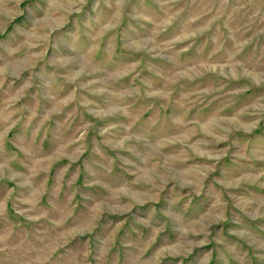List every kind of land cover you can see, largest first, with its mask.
I'll use <instances>...</instances> for the list:
<instances>
[{
    "label": "rangeland",
    "instance_id": "374dc122",
    "mask_svg": "<svg viewBox=\"0 0 264 264\" xmlns=\"http://www.w3.org/2000/svg\"><path fill=\"white\" fill-rule=\"evenodd\" d=\"M0 264H264V0H0Z\"/></svg>",
    "mask_w": 264,
    "mask_h": 264
}]
</instances>
